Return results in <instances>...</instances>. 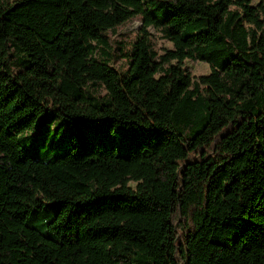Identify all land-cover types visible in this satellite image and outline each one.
I'll use <instances>...</instances> for the list:
<instances>
[{
	"label": "trees",
	"instance_id": "obj_1",
	"mask_svg": "<svg viewBox=\"0 0 264 264\" xmlns=\"http://www.w3.org/2000/svg\"><path fill=\"white\" fill-rule=\"evenodd\" d=\"M150 1L0 0V264H264V0Z\"/></svg>",
	"mask_w": 264,
	"mask_h": 264
},
{
	"label": "rangeland",
	"instance_id": "obj_2",
	"mask_svg": "<svg viewBox=\"0 0 264 264\" xmlns=\"http://www.w3.org/2000/svg\"><path fill=\"white\" fill-rule=\"evenodd\" d=\"M158 1L159 0L150 1L149 3L150 9L154 11L155 15L158 18H164L166 14L162 12V9H156L155 5L152 4L153 2L156 4ZM257 3H258V0H252L250 4L255 6ZM138 19L139 17H136L133 20L125 21L124 23L120 24L118 27H116L112 31L108 30L107 32H105V36L109 39L111 44L114 45V44L121 43L122 56L117 60L116 65H122L125 63V67H127V61L130 58L129 54L132 52V45L136 38V31L138 27L140 26V22ZM259 19L264 22V14H262ZM150 31L153 35L152 37L153 47L157 51L158 54H161L163 52V49L171 47V44L167 42L166 40L162 39L153 28H150ZM102 59H105V56H103ZM184 67L186 68L190 77L193 80H196L197 77L200 75L208 74L210 71V67L208 63L204 61H200V60L187 59L184 62ZM56 122H58V120H56ZM35 125L37 127L38 123ZM62 128L64 131H66V125H63ZM45 130H46V127L39 128V132H42ZM51 130H54V126L51 128ZM26 136H27V132H23L18 135V139L21 142V146L27 151H29L30 153L35 152L36 146H41L42 148H46V146L48 147V145L51 144L50 141L52 140L51 137H48L46 138L45 143L39 142V137L37 133L32 134L29 139H24ZM54 140L55 139L53 138V141ZM60 151L61 152H58V153H64L67 151V148L61 149Z\"/></svg>",
	"mask_w": 264,
	"mask_h": 264
}]
</instances>
